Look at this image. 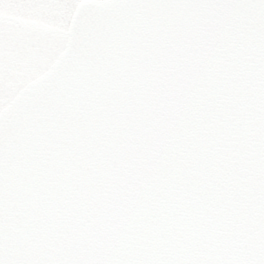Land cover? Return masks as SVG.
Listing matches in <instances>:
<instances>
[{
    "label": "water",
    "instance_id": "95a60500",
    "mask_svg": "<svg viewBox=\"0 0 264 264\" xmlns=\"http://www.w3.org/2000/svg\"><path fill=\"white\" fill-rule=\"evenodd\" d=\"M0 264H264V0H82L0 113Z\"/></svg>",
    "mask_w": 264,
    "mask_h": 264
},
{
    "label": "rangeland",
    "instance_id": "374dc122",
    "mask_svg": "<svg viewBox=\"0 0 264 264\" xmlns=\"http://www.w3.org/2000/svg\"><path fill=\"white\" fill-rule=\"evenodd\" d=\"M80 0H0V17H14L25 29L18 52V75L23 81L5 88L0 109L29 80L43 75L65 48L67 27ZM22 27V28H23Z\"/></svg>",
    "mask_w": 264,
    "mask_h": 264
},
{
    "label": "flooded vegetation",
    "instance_id": "af4514ba",
    "mask_svg": "<svg viewBox=\"0 0 264 264\" xmlns=\"http://www.w3.org/2000/svg\"><path fill=\"white\" fill-rule=\"evenodd\" d=\"M8 18L0 17V98L5 88L15 87L23 81L18 75L17 62L25 28L14 17Z\"/></svg>",
    "mask_w": 264,
    "mask_h": 264
}]
</instances>
